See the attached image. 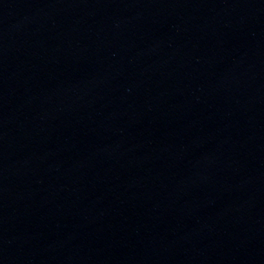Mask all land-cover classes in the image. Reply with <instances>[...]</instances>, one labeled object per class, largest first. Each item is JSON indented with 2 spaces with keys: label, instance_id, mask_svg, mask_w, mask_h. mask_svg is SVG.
<instances>
[{
  "label": "water",
  "instance_id": "obj_1",
  "mask_svg": "<svg viewBox=\"0 0 264 264\" xmlns=\"http://www.w3.org/2000/svg\"><path fill=\"white\" fill-rule=\"evenodd\" d=\"M0 264H264V0H0Z\"/></svg>",
  "mask_w": 264,
  "mask_h": 264
}]
</instances>
